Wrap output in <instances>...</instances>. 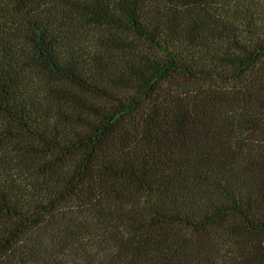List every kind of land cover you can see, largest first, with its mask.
Segmentation results:
<instances>
[{"label": "trees", "instance_id": "16d2710c", "mask_svg": "<svg viewBox=\"0 0 264 264\" xmlns=\"http://www.w3.org/2000/svg\"><path fill=\"white\" fill-rule=\"evenodd\" d=\"M0 264H264V0H0Z\"/></svg>", "mask_w": 264, "mask_h": 264}]
</instances>
